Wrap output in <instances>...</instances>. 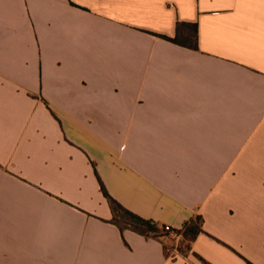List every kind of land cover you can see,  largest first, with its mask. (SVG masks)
Segmentation results:
<instances>
[{"label":"crops","instance_id":"obj_1","mask_svg":"<svg viewBox=\"0 0 264 264\" xmlns=\"http://www.w3.org/2000/svg\"><path fill=\"white\" fill-rule=\"evenodd\" d=\"M0 264H264V0H0Z\"/></svg>","mask_w":264,"mask_h":264},{"label":"trees","instance_id":"obj_2","mask_svg":"<svg viewBox=\"0 0 264 264\" xmlns=\"http://www.w3.org/2000/svg\"><path fill=\"white\" fill-rule=\"evenodd\" d=\"M160 37L180 46L198 50L197 24L178 22L174 37L164 35H160ZM100 186L112 211L111 222L121 231L130 229L146 238L160 240L168 257H175L176 254L186 257L191 252L192 243L203 231V219L200 215H194L181 228L176 229L152 219H145L129 211L107 192L101 180ZM176 240L179 241L176 245L168 247L169 242H175Z\"/></svg>","mask_w":264,"mask_h":264},{"label":"rangeland","instance_id":"obj_3","mask_svg":"<svg viewBox=\"0 0 264 264\" xmlns=\"http://www.w3.org/2000/svg\"><path fill=\"white\" fill-rule=\"evenodd\" d=\"M178 242H179V241H177V240H176L175 242H169V243H168V247H171L172 245H176Z\"/></svg>","mask_w":264,"mask_h":264}]
</instances>
